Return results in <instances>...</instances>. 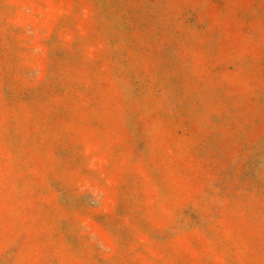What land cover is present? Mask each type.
I'll use <instances>...</instances> for the list:
<instances>
[{"label": "rangeland", "instance_id": "1", "mask_svg": "<svg viewBox=\"0 0 264 264\" xmlns=\"http://www.w3.org/2000/svg\"><path fill=\"white\" fill-rule=\"evenodd\" d=\"M0 264H264V0H0Z\"/></svg>", "mask_w": 264, "mask_h": 264}]
</instances>
